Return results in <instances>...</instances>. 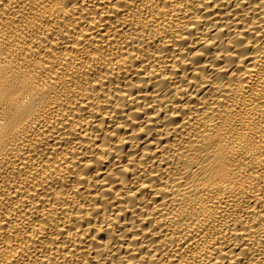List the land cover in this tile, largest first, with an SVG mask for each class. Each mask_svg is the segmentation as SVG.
<instances>
[{
    "label": "bare ground",
    "instance_id": "obj_1",
    "mask_svg": "<svg viewBox=\"0 0 264 264\" xmlns=\"http://www.w3.org/2000/svg\"><path fill=\"white\" fill-rule=\"evenodd\" d=\"M0 264H264V0H0Z\"/></svg>",
    "mask_w": 264,
    "mask_h": 264
}]
</instances>
